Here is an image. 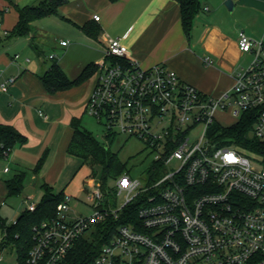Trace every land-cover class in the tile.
I'll list each match as a JSON object with an SVG mask.
<instances>
[{
    "label": "built area",
    "instance_id": "2783aa9c",
    "mask_svg": "<svg viewBox=\"0 0 264 264\" xmlns=\"http://www.w3.org/2000/svg\"><path fill=\"white\" fill-rule=\"evenodd\" d=\"M7 35L0 31V38ZM238 46L252 57L250 64L228 92L211 97L164 65L143 69L121 39L109 40L87 112L105 125L107 143L122 135L144 142L154 156L152 172L143 180L129 172L115 180L116 196L125 195L121 206L112 204L103 184L88 191L84 205L90 215L74 214L72 198L65 195L57 215L34 228L27 264H68L79 240H92L101 226L121 220L140 200L137 218L115 225L90 264H264V156L220 145L218 132L211 131L225 127L219 112L237 122L253 113L252 136L264 144V38L240 32ZM204 63L211 66L213 60L207 56ZM14 83L16 78L3 79L0 70V90ZM3 259L0 252V264Z\"/></svg>",
    "mask_w": 264,
    "mask_h": 264
},
{
    "label": "crops",
    "instance_id": "0c3cea01",
    "mask_svg": "<svg viewBox=\"0 0 264 264\" xmlns=\"http://www.w3.org/2000/svg\"><path fill=\"white\" fill-rule=\"evenodd\" d=\"M41 1L0 0V31L8 32L0 38V70L3 79L16 78V83L0 90V125L16 129L27 139L25 145L16 146L10 155L0 158V208L6 200L15 198L8 197L6 182L26 173L25 188L18 196L23 203L19 209L26 206L22 213L32 211L31 206L36 208L37 203L30 201L38 190L43 197L45 184L55 195H66L85 164L68 154L67 148L73 121L81 122L88 114L87 103L97 72L80 86L50 94L42 77L54 65L75 80L87 66L98 68L105 59L109 40L119 38L130 59L143 69L164 65L202 93L221 97L247 67L242 65L243 59L249 57V64L252 60L239 49V33L257 41L264 38V0H231L232 10L225 5L228 0H205L189 36L183 28L180 6L173 0H67L58 16L35 21L29 35H17L19 9ZM94 15L101 18L99 22L94 21ZM60 22L70 28L66 27L69 36L57 34L53 25L60 27ZM86 27L98 29V38L86 34ZM62 41L68 45L61 46ZM16 55L20 58L14 61ZM51 55L55 58L50 59ZM207 56L213 65L204 63Z\"/></svg>",
    "mask_w": 264,
    "mask_h": 264
},
{
    "label": "trees",
    "instance_id": "16d2710c",
    "mask_svg": "<svg viewBox=\"0 0 264 264\" xmlns=\"http://www.w3.org/2000/svg\"><path fill=\"white\" fill-rule=\"evenodd\" d=\"M114 2L116 0H110ZM180 6L182 24L186 35H190L193 29L194 19L204 10L205 0H173ZM67 0H44L36 6H29L19 9V21L15 28L17 35H29L32 31V23L48 17L58 16L60 8ZM3 17V13H0ZM2 21V19L0 20ZM86 34L98 38V29L84 28ZM96 65L87 66L75 80H71L64 73L62 68L54 65L53 69L42 77L43 85L50 94L66 91L80 86L90 79L97 72ZM253 113H245L241 120L231 127L214 125L211 128L212 134L218 132L219 144L235 145L242 152H255L264 156V144L252 136L255 124ZM73 135L68 145L67 152L72 156L81 158L85 164L100 165L103 168V189L108 190V181L116 180L129 170L127 164L122 163L118 155L111 152L108 146L101 145L91 132L82 127L81 122L74 120L72 123ZM27 142L26 137L16 129L0 125V158L11 154L16 146H23ZM44 157L39 161L36 168L38 173L44 163ZM95 176V173L93 172ZM26 173L18 174L6 182L8 197H18L25 188ZM43 197L36 205L34 211L26 210L17 220L16 224L7 225L0 217V229L4 236L2 248L6 245H13L17 252L18 264H27L30 250L34 246V228L42 222L57 215V207L64 200L65 195H55L47 184L42 186ZM142 200L129 205L125 210V216L117 222L104 228L100 227L92 240L81 239L73 247L68 255V264H90L99 254L101 247L108 240L110 232L115 225L126 223V219H136ZM125 217V218H124ZM105 235V238H104Z\"/></svg>",
    "mask_w": 264,
    "mask_h": 264
},
{
    "label": "rangeland",
    "instance_id": "374dc122",
    "mask_svg": "<svg viewBox=\"0 0 264 264\" xmlns=\"http://www.w3.org/2000/svg\"><path fill=\"white\" fill-rule=\"evenodd\" d=\"M60 27L56 24L53 27L56 29L57 34L69 36V30L66 24L60 22ZM69 28V27H68ZM70 29V28H69ZM261 40V38H259ZM48 52V49H44ZM52 52V51H50ZM48 53L44 55L47 56ZM250 58H245L242 61V65L248 66ZM48 65L50 64L47 61ZM218 121L225 127H231L237 123V119L232 117L229 113L219 112L217 114ZM83 128L92 133L97 141L104 146H108L114 154L118 155L122 163L127 164L128 172L131 178H137L143 180L147 174H150L153 169L154 156L148 150L146 144L138 139H128L122 135L118 137L114 142L107 143L105 139V125L100 123L96 118L86 114L81 121ZM202 126H199L194 132V135H198L202 131ZM254 158H259L257 155L251 154ZM255 166L260 167L258 163H254ZM178 165L176 161H173L171 167L174 168ZM95 173V176L93 175ZM103 168L100 165H91L86 163L82 166L79 174L67 190L66 195L72 198V209L76 215H90L92 209L84 205L89 200V192H93L98 187H101L103 180ZM28 181V179H27ZM85 182V183H84ZM116 181L109 180L108 188L111 191V202L113 205L121 206L125 201V195L116 196ZM86 188V190H85ZM42 197V193L38 190L35 193L34 199L30 202L39 203ZM23 203L18 197L6 200V205L0 208V215L4 222L9 226L17 221L21 216L22 211L26 206H22L19 209L18 206ZM3 238V232L0 229V252H2L3 262L1 264H18L17 252L13 245H6L4 248L1 246Z\"/></svg>",
    "mask_w": 264,
    "mask_h": 264
},
{
    "label": "water",
    "instance_id": "95a60500",
    "mask_svg": "<svg viewBox=\"0 0 264 264\" xmlns=\"http://www.w3.org/2000/svg\"><path fill=\"white\" fill-rule=\"evenodd\" d=\"M225 5H226L230 10H232V8H233V3H232L231 0L226 1Z\"/></svg>",
    "mask_w": 264,
    "mask_h": 264
}]
</instances>
